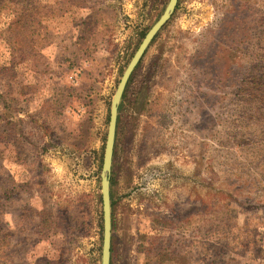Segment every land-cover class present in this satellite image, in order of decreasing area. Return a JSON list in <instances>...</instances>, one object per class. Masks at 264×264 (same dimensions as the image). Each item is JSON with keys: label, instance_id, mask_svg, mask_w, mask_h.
<instances>
[{"label": "rangeland", "instance_id": "374dc122", "mask_svg": "<svg viewBox=\"0 0 264 264\" xmlns=\"http://www.w3.org/2000/svg\"><path fill=\"white\" fill-rule=\"evenodd\" d=\"M169 0H0V264H101L112 97ZM110 264H264V0H178L133 70Z\"/></svg>", "mask_w": 264, "mask_h": 264}, {"label": "water", "instance_id": "95a60500", "mask_svg": "<svg viewBox=\"0 0 264 264\" xmlns=\"http://www.w3.org/2000/svg\"><path fill=\"white\" fill-rule=\"evenodd\" d=\"M178 0H169L168 4L160 16V18L147 31L137 50L125 68L117 88L114 92L110 107V119L107 130V138L103 154V163L101 171V195L103 204V245H102V262L101 264H110L111 259V228H112V214H111V194H110V173L113 161L114 144L116 137V128L118 120L119 105L122 100L128 80L141 60L150 42L153 40L160 28L171 17Z\"/></svg>", "mask_w": 264, "mask_h": 264}, {"label": "trees", "instance_id": "16d2710c", "mask_svg": "<svg viewBox=\"0 0 264 264\" xmlns=\"http://www.w3.org/2000/svg\"><path fill=\"white\" fill-rule=\"evenodd\" d=\"M120 108V107H119Z\"/></svg>", "mask_w": 264, "mask_h": 264}]
</instances>
